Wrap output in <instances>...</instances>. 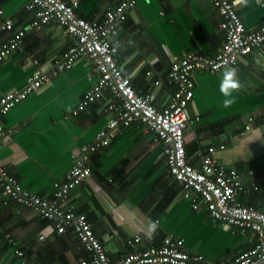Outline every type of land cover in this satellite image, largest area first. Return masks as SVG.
<instances>
[{
  "label": "crops",
  "instance_id": "crops-1",
  "mask_svg": "<svg viewBox=\"0 0 264 264\" xmlns=\"http://www.w3.org/2000/svg\"><path fill=\"white\" fill-rule=\"evenodd\" d=\"M66 1L77 5L80 16L102 21L108 5L122 0ZM231 1L246 28L256 30L264 20V9L255 0ZM26 2L0 0V8L16 28L28 27L21 47L0 61V96L23 87L36 71L49 70L74 44L64 27H30L35 14L25 9ZM220 22L213 0H136L127 10L121 31L112 37L116 57L137 91L154 94L153 102L161 108L174 89L168 81L172 62L189 51L214 56L225 41ZM7 35L0 31V42ZM93 68L92 60L78 58L72 68L35 89L4 118L9 132L0 131V163L24 188L43 198H54L73 155L92 143L112 118L108 104L113 97L108 90L74 114L85 91L98 80ZM232 68L242 87L230 108L223 107L219 92L225 69L194 73L187 156L197 167L203 155L210 154L227 169H236L244 182L238 198L264 211V44ZM157 80L161 83L156 84ZM250 116L255 120L245 131ZM89 155L91 175L68 194L65 207L87 215L114 262L129 251L127 240L135 234L142 236L140 250L173 235L184 238L190 252L214 261L235 257L257 241L251 229L213 221L204 203L193 207L196 194L174 180L162 146L153 141L143 122L121 126L107 147ZM41 234L46 237L40 239ZM16 249L27 260L43 264H79L81 258L89 257L72 229L59 233L52 220L5 197L0 186V264H24Z\"/></svg>",
  "mask_w": 264,
  "mask_h": 264
},
{
  "label": "built area",
  "instance_id": "built-area-1",
  "mask_svg": "<svg viewBox=\"0 0 264 264\" xmlns=\"http://www.w3.org/2000/svg\"><path fill=\"white\" fill-rule=\"evenodd\" d=\"M255 1L264 9V0ZM135 4L136 0H122L116 6L109 5L105 18L99 21L80 16L77 5L66 0H27L25 9L35 14L30 27L41 28L48 24L64 27L74 37V44L49 70L36 71L23 87L0 96V131L9 132L4 127V118L13 106L61 71L72 68L80 57L93 61L98 80L85 91L74 114L85 110L102 96L104 90H108L113 97L108 104L112 118L92 143L83 145L80 152L73 155V164L64 181L58 185L54 198H43L24 188L20 180L0 163L2 192L5 197L52 220L59 233L72 229L89 254L88 258H81L79 264H264V211L245 205L238 198L244 187L240 173L236 169H227L210 154L203 155L200 167L194 166L186 150V129L192 122L188 107L194 96V73L197 70L216 72L236 66L242 56L264 44V21L256 30H249L231 0H213L221 16L220 27L225 41L214 56L189 51L172 62L168 81L174 89L167 104L159 108L153 102L154 94L138 92L131 78L124 74L116 57L118 49L112 43V36L121 30L127 10ZM27 30L28 27L16 28L14 20L0 8V31L8 34L0 42V61L21 47ZM155 83L161 82L157 80ZM248 120L245 131L251 128L255 116ZM136 121L143 122L153 133V141L162 146L174 180L188 193L196 194L191 200L193 207L199 208L204 203L213 221L251 229L257 236L252 248L235 257L214 261L203 254L190 252L185 248L184 238L173 235L165 236L160 245L140 250L138 245L142 236L135 234L127 240L129 251L114 262L96 236L87 215L67 209L65 200L73 188L91 175L89 153L107 147L121 126L127 127ZM258 188L259 185H255V189ZM45 237V234L40 235V239ZM15 252L22 257L24 264H43L24 258L21 249Z\"/></svg>",
  "mask_w": 264,
  "mask_h": 264
},
{
  "label": "clouds",
  "instance_id": "clouds-1",
  "mask_svg": "<svg viewBox=\"0 0 264 264\" xmlns=\"http://www.w3.org/2000/svg\"><path fill=\"white\" fill-rule=\"evenodd\" d=\"M255 63L259 64L260 60L257 59ZM241 87V82L237 78V70L234 68L225 69L219 83V92L223 96L222 105L224 108H230L236 102L235 94L239 93ZM151 227L154 229L156 223H153Z\"/></svg>",
  "mask_w": 264,
  "mask_h": 264
},
{
  "label": "bare ground",
  "instance_id": "bare-ground-1",
  "mask_svg": "<svg viewBox=\"0 0 264 264\" xmlns=\"http://www.w3.org/2000/svg\"><path fill=\"white\" fill-rule=\"evenodd\" d=\"M109 5H111V4H109ZM109 5H108V6H109ZM111 6H113V5H111ZM263 21H264V20H263ZM263 21H262V22H263ZM261 24H262V23H261ZM261 24H260V25H261ZM260 25H259V26H260ZM121 29H122V28H121ZM120 31H121V30H120ZM120 31H119V32H120ZM119 32H118V33H119ZM118 33H117V34H118ZM115 35H116V34H115ZM113 36H114V35H113ZM113 36H112V37H113ZM112 43H113V41H112ZM117 49H118V48H117ZM117 52H118V51H117ZM97 74H98V73H97ZM44 84H45V83H44ZM41 86H42V85H41ZM41 86H40V87H41ZM38 88H39V87H38ZM36 89H37V88H36ZM34 90H35V89H34ZM34 90H33V91H34ZM33 91H32V92H33ZM28 95H29V94H28ZM28 95H27V96H28Z\"/></svg>",
  "mask_w": 264,
  "mask_h": 264
}]
</instances>
